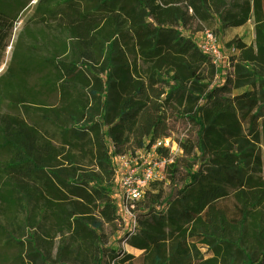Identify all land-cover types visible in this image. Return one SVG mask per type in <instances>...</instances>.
Instances as JSON below:
<instances>
[{
	"label": "trees",
	"instance_id": "trees-1",
	"mask_svg": "<svg viewBox=\"0 0 264 264\" xmlns=\"http://www.w3.org/2000/svg\"><path fill=\"white\" fill-rule=\"evenodd\" d=\"M16 1L0 0V52ZM36 10L0 77V213L19 260L264 264V0ZM251 17L254 44L224 41L223 69L199 49L197 34ZM151 150L163 177L128 206L125 229L115 161Z\"/></svg>",
	"mask_w": 264,
	"mask_h": 264
},
{
	"label": "rangeland",
	"instance_id": "rangeland-1",
	"mask_svg": "<svg viewBox=\"0 0 264 264\" xmlns=\"http://www.w3.org/2000/svg\"><path fill=\"white\" fill-rule=\"evenodd\" d=\"M41 2H46V0H17L16 4L19 5L21 8H17L16 10V20L14 22L13 28L10 33L9 40L6 44V47L0 52V77L3 75V73L6 71L12 57V53L15 49L16 42L19 38V36L24 32L25 28L27 26H37V6ZM15 15V14H14ZM254 24H253V18L249 20V22L244 25L243 27L233 29L230 31L225 32L222 36H217V40L219 43V46L221 47V50L226 54L227 50L224 48V41H227L233 37H241L243 36L246 41L251 42L254 44ZM201 38V33L197 34L195 36L196 42H198ZM224 64L220 65L219 67L223 69ZM4 112H9L6 108V105L4 103H0V114ZM164 146H168L171 148V151L177 152V147L174 143L169 144V141L164 142ZM141 160H145L143 163L147 164L150 163L151 161H155L156 157L155 154L153 153V150L146 152V151H138L136 154ZM134 155V156H135ZM129 157H121L115 161V171H116V177L118 180V183H120V180L124 176V173L126 172L127 167H123L125 159ZM132 157V156H131ZM157 161V160H156ZM138 162L137 160L134 162ZM133 163V164H134ZM140 163V162H138ZM135 168V165H131L130 169ZM163 166L156 168V174H157V179H161L163 177ZM116 202L119 207H117L118 214L124 216L126 219L125 223V229L130 226L131 218L127 214V209L122 208V201H121V191L116 194ZM2 213H0V234H3V237L0 236V264H21L23 262H27V255L23 254L21 261L19 260L20 258V251L21 249H17L12 245V240L10 239V235H5L3 232V227L4 229L9 232L11 231V228L7 226L6 222L3 219ZM212 232L216 233L215 230H212ZM13 239H16L19 241L18 237H13ZM24 240V239H22ZM20 254V255H19Z\"/></svg>",
	"mask_w": 264,
	"mask_h": 264
},
{
	"label": "built area",
	"instance_id": "built-area-1",
	"mask_svg": "<svg viewBox=\"0 0 264 264\" xmlns=\"http://www.w3.org/2000/svg\"><path fill=\"white\" fill-rule=\"evenodd\" d=\"M197 44L204 54L211 57L216 67L226 63L227 53L225 54L221 50L218 40L212 32H202L201 38ZM231 52H233V50H231ZM164 142L166 143V141ZM161 143L162 142L159 141L157 145H160ZM136 160L140 163H134ZM144 161L145 160H141V158L136 155L132 157L129 156L124 161L123 167H127L128 170H126L120 183H118L124 205H126L124 209L128 210V206L129 208H132V202L137 201L142 197L149 182L157 179L156 168L163 166V162H158L156 160L147 164L143 163ZM131 165H135V168L130 169ZM127 214L131 220H133V215L129 210L127 211Z\"/></svg>",
	"mask_w": 264,
	"mask_h": 264
}]
</instances>
